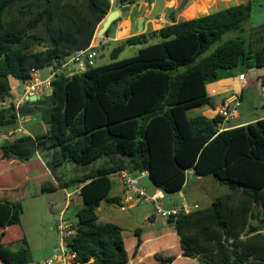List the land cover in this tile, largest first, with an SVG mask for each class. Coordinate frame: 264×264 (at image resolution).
Masks as SVG:
<instances>
[{"label": "trees", "instance_id": "trees-1", "mask_svg": "<svg viewBox=\"0 0 264 264\" xmlns=\"http://www.w3.org/2000/svg\"><path fill=\"white\" fill-rule=\"evenodd\" d=\"M137 1L118 0L114 6ZM189 2L171 12L170 24L122 40L111 54L117 59L125 46L145 45L134 57L96 66L98 55L85 71L57 72L48 93L17 105L10 78L27 83L39 69L61 67L91 46L112 4L0 0V129L12 130L20 116L40 119L46 127L43 134L14 133L0 144L3 264L31 261L21 225L23 201L78 188L83 206L67 242L74 261L125 264L123 228L101 222L97 214L103 202L121 203L111 194L112 176L147 170L155 184L177 193L191 169L196 177H214L228 192L208 207L169 218L183 255L200 264L264 263V118L220 131L222 116L189 115L195 108H213L208 85L226 78V72L239 65L264 67V24L251 28L248 39L223 41L225 33L243 31L259 0L176 20L175 13ZM157 37L164 40L149 44ZM259 80L264 87V76ZM136 236L135 253L140 231ZM17 243L22 246L13 250ZM156 259L171 264L175 257L157 254Z\"/></svg>", "mask_w": 264, "mask_h": 264}, {"label": "crops", "instance_id": "crops-1", "mask_svg": "<svg viewBox=\"0 0 264 264\" xmlns=\"http://www.w3.org/2000/svg\"><path fill=\"white\" fill-rule=\"evenodd\" d=\"M157 1L158 0H138L133 4H125V5H121L120 7H113V9L110 12L118 10L120 11V16L117 19L118 21L116 20L117 23L115 24L111 35L109 37H106L105 35V37L101 39L99 45L100 44L102 45L103 43L107 44L110 42H121L122 40L128 37L146 33L151 30H158L161 29L163 26L170 24L171 17H170V21L167 24H165L166 21L163 18L167 16L169 10H170V14L172 11L177 10V8L179 7L178 3L169 6V4H171V2H174V0H160V4H158ZM190 1L191 2H189L188 4L189 6L187 7L191 8L192 6L196 5L197 7L200 8L207 5V7L209 8L210 0H206V2L205 3L203 2L202 5L192 4V1L194 0H190ZM261 1L262 0H259V3ZM247 2H241V3H247ZM207 10L201 11V13L206 12ZM199 12L200 11H197L196 14ZM178 13L179 12L175 13L176 20H181L183 17L178 15ZM196 14L195 16H193V18L198 17L196 16ZM141 18H143L144 20L143 30L142 32H139L138 23ZM189 18L192 19V17ZM93 44H95L94 41ZM55 68L58 70V72L61 71L67 72L65 69L63 70V68L61 67H55ZM242 74L245 75L244 73H239L238 76H235L233 78L226 77L213 84H209L208 85V88L210 90L209 95L211 98L212 96L216 95V99L214 100L212 99L213 108L209 106L203 107L200 114H203L208 118H214L217 115V111L220 105L223 103L224 99L229 97L231 94L235 92H241L243 99L244 89L247 85L246 84L247 78L245 76L244 80L239 79L240 75ZM11 79L14 78H10V83H11ZM32 80L35 82L41 81L40 75L37 72L33 73ZM257 81L261 85L260 80ZM28 85L29 82H27V85L23 89L21 96H19L18 98H16L13 94L12 99L17 105L25 104V101H27L29 95L33 94L31 92L28 93V89H27ZM13 87L14 86H12V93H13ZM262 118H264V113L262 114V117L259 119ZM28 120H30V118ZM235 121L236 119H231L227 123V126L229 128L243 126L256 121V119L253 118L248 120H239L237 122ZM29 122L30 121L26 123ZM25 124H24V131L19 134H29L32 136H36L43 134L46 131L45 124L41 120L39 125L37 124V125H32L31 127H26ZM9 132L10 130L6 131L0 129V144L4 143L7 139H11L12 134ZM138 173L139 172L132 173V175L138 179L137 180L138 186L145 189L147 195L149 196H155V195L160 196L161 198L159 199L160 200L159 202L163 205L164 208L172 209L174 207H181L183 205H190V206L198 205L200 207L198 200H189L188 196L184 191L188 186V184L190 183L188 176L189 174L192 175L194 179L201 180V177H196L194 175V171L192 169L187 171L186 184L183 187V189L177 193L167 192L164 188L155 184V182L152 180L150 176L139 177ZM114 178H116V181L115 180L113 181V189L111 194L113 196H120L122 198L121 203L107 204L103 202L99 207L97 214L101 222H113L120 225L123 228L125 248L129 256V260L125 264H158V261L156 259L157 254H160L164 257L174 256L175 260L171 264H200L198 258H190L183 255V250L180 244V238L175 230L174 224L170 223L169 219L162 218L156 214L153 202L146 201L147 215L144 218L146 220V224H142V225L138 224L137 215L133 212L132 213L127 212L128 211L127 204L130 203L128 206L129 209L134 210L136 207L139 206V203L141 202L140 200L142 199H139L134 195L129 196L128 194H126L122 176L115 174L112 176V180ZM79 191H80L79 188L75 190L63 189L51 193L60 196L59 199L63 206L60 209L57 208L58 211L54 212L56 211L55 207L58 206L56 203L52 202L53 200L50 199L49 200L50 202H48L47 205L51 212L47 216L40 213V214H34L30 216V219H28L29 223H35L38 225V222H42V218L45 217L47 220L48 227L51 226V230H55L56 233H51L52 231L49 230L48 233H44V232L40 233L38 231L35 234L36 238L33 242L32 237L29 234L26 235L27 228L22 220L23 215L21 216V225L23 227L25 233V239L31 254V261L27 264H48L49 260L53 259L56 255H59L61 253L62 239L59 232L56 229V223L58 221L59 216L61 214H64V217L67 220L71 221L73 224H76V213L82 208L81 205L82 203L80 201V199L82 198L79 194ZM69 195L71 196L69 197ZM210 203H212V200ZM72 205L74 206L73 209L74 217H68L66 210L69 209L70 206ZM122 207H124L125 209L123 210ZM36 227L38 226H35L34 228ZM136 231H140V238L142 243L139 246L137 252L135 253V248L138 241V238L136 236ZM21 246L22 244L17 243V244H13L11 248L13 250H17ZM0 264L3 263L0 261ZM75 264L78 263L75 262ZM255 264H264V263L257 262Z\"/></svg>", "mask_w": 264, "mask_h": 264}, {"label": "rangeland", "instance_id": "rangeland-1", "mask_svg": "<svg viewBox=\"0 0 264 264\" xmlns=\"http://www.w3.org/2000/svg\"><path fill=\"white\" fill-rule=\"evenodd\" d=\"M183 0H174V2H171L169 6H172L175 3H178V6L181 5ZM191 2V1H190ZM194 2V3H193ZM203 2H206V0H194L192 1V4H199L202 5ZM241 2H247V0H210L209 1V8L206 12H199L196 14V16L207 14L208 12H214L216 10L225 8L229 5L238 4ZM158 4H160V0L157 1ZM139 6V5H138ZM189 6V5H188ZM190 7H186L184 10L178 13V15L182 16L183 18H189L186 15L187 10ZM170 10L163 19H165L167 24L170 21ZM193 18V17H192ZM190 19V18H189ZM161 24V23H160ZM264 24V0H262L260 3H256L253 7V13L250 17V19L243 24V31H233V32H227L223 36V41H226L231 38L235 37H241L248 39L249 37V31L253 27H258L260 25ZM101 27V24L98 26V29ZM96 35V34H95ZM164 39L157 37L154 39H151L149 44H155L162 42ZM121 42H110V43H103L99 48V57L97 59L96 66H101L104 64H109L114 61L124 60L131 57H134L138 50L144 47L145 45H133V46H125L123 51L119 54L117 59H113L111 54L114 48L120 46ZM219 43H216L211 46V48L206 52L205 55L210 54L215 48L218 46ZM96 46L95 44H93ZM54 69V65L52 66H45L37 71V73L40 75L41 81H44L48 79L52 75V70ZM184 70V68H182ZM242 72L246 76V87L244 89V95L243 99L241 100V107L238 109L237 112L234 113V117L232 119H236L235 122L239 120H248V119H256L262 117V114L264 113V90L262 86L259 84L257 80L259 78L264 76V67L262 68H246L243 65H239L234 70V73L232 72H226L227 78H233L235 76H238V74ZM35 82V81H34ZM11 84L13 87V94L16 98L21 96V93L27 83H23L21 81L11 79ZM232 95V94H231ZM212 99H216V95L212 96ZM202 108H195L189 112L190 116L200 114ZM29 123H26V127H31L32 125H39L40 120L39 119H30ZM189 176V184L184 190L186 195L188 196L189 200H198L200 207H208L211 203V200L213 201L218 196H222L226 192H228L227 187L224 184H221L219 181H217L214 177L208 176V177H202L201 180H196L192 175ZM116 181V178L113 179V181ZM60 196H57V194H51V193H43L39 195H33L29 196L25 201H23L22 206V220L24 222V225L26 226L27 234L32 237V241L35 240V234L39 231L40 233H48L49 231H52L51 233H56L55 230H51V226L48 227L46 218H42V222H38V225L35 223H29L28 219H30V216L34 214H40L48 215L51 211L48 207L49 200H53V203H56L58 207H55L57 212L58 209H60L63 205L61 204V201L59 199ZM29 200V201H28ZM36 201V202H34ZM81 205L83 206V201L80 199ZM139 206L136 207L134 210L129 209V204H127V212L129 213H135L138 217V224H146V220L144 219L147 215V207H146V201L144 199L140 200ZM33 202V203H32ZM56 206V205H55ZM58 208V209H57ZM74 206H70L69 209H67V216L68 217H74ZM60 219V216L58 220ZM58 222V221H57ZM57 224V223H56ZM31 226V227H30ZM35 226H38L34 228ZM43 226V227H42ZM40 251V250H37Z\"/></svg>", "mask_w": 264, "mask_h": 264}, {"label": "built area", "instance_id": "built-area-1", "mask_svg": "<svg viewBox=\"0 0 264 264\" xmlns=\"http://www.w3.org/2000/svg\"><path fill=\"white\" fill-rule=\"evenodd\" d=\"M118 0H111L112 8L115 7L114 5L117 3ZM110 10V11H111ZM93 43L91 46L85 49H81L76 51L71 57H69L66 62L61 66L63 70L65 69L68 73L74 72H82L85 71L88 67L94 65L97 57L98 52L95 50ZM58 72L56 68L52 70V75L44 80L39 82H34L33 80H29L28 85V93L31 92L39 96V98L45 95L48 91L52 89L51 82L54 75ZM239 79L244 80L245 75H240ZM264 90V87H263ZM241 92H235L229 97L225 98L223 103L220 105L217 114L222 116L223 120L219 124V130H223L227 127V123L234 117V113L238 111L241 107ZM29 118L20 116L18 118V124L15 128L10 130L9 133H22L24 131V124L28 122ZM121 176L123 178V184L125 187V192L129 196L134 195L139 199H144L147 202L154 203V209L158 216L169 219L170 217L176 218L180 213L189 214L194 209L198 208V205H183L181 207H174L172 209H166L163 205L159 202L160 196H149L147 195L145 189L138 186L137 178H135L132 173L129 171L121 172ZM139 177H147L149 176V172L147 170L140 171L138 173ZM71 195H69L70 197ZM124 210L125 208L122 207ZM56 229L59 232L62 245H61V253L56 255L53 259L48 261V264H75L74 261V254H72L67 246V242L74 236L75 234V226L74 224L67 220L64 217V214L60 215V219L56 224Z\"/></svg>", "mask_w": 264, "mask_h": 264}, {"label": "water", "instance_id": "water-1", "mask_svg": "<svg viewBox=\"0 0 264 264\" xmlns=\"http://www.w3.org/2000/svg\"><path fill=\"white\" fill-rule=\"evenodd\" d=\"M120 16V11L115 10L112 12H109L108 15L106 16V18L101 22V27L99 29H97L95 38H94V42L95 45L98 46L101 39H103L105 37L106 31L109 29V27L112 25V23H114ZM143 18H141L139 20L138 23V30L139 32H142L143 30ZM39 98L38 95L36 94H31L29 95V97L27 98V100L29 101H36Z\"/></svg>", "mask_w": 264, "mask_h": 264}, {"label": "bare ground", "instance_id": "bare-ground-1", "mask_svg": "<svg viewBox=\"0 0 264 264\" xmlns=\"http://www.w3.org/2000/svg\"><path fill=\"white\" fill-rule=\"evenodd\" d=\"M205 3V2H204ZM207 5L206 6H203V7H197L196 5L192 6L191 8H189L186 12V15L187 17H193L195 16L196 12L197 11H204V10H207Z\"/></svg>", "mask_w": 264, "mask_h": 264}]
</instances>
